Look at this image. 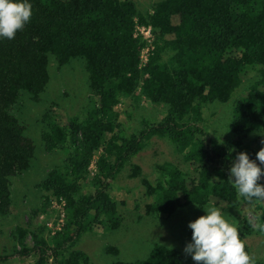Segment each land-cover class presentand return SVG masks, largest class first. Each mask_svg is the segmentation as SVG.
I'll return each instance as SVG.
<instances>
[{
	"label": "trees",
	"instance_id": "obj_1",
	"mask_svg": "<svg viewBox=\"0 0 264 264\" xmlns=\"http://www.w3.org/2000/svg\"><path fill=\"white\" fill-rule=\"evenodd\" d=\"M29 3V22L13 39H0V217L10 213L13 203L12 177L29 170L36 155L27 126L14 113L21 93L41 101L50 82V55L59 68L81 60L90 93L81 115L65 120L52 103L42 116L47 149L64 150L65 159L39 184L44 195L41 206L32 210L35 223L16 227L13 254H36L35 264H47L50 258L52 264H92L79 243L95 227H121L124 213L113 195L114 183L124 172L141 176L134 158L156 136L168 139L188 168L167 161L155 165V181L141 178L146 215L166 220L191 205L214 204L225 210L251 202L264 221V201H245L228 181L236 153L244 151L255 161L264 138V0H155L152 11L139 8L134 0ZM142 25H150L154 35L144 63ZM244 75L256 78L241 94L237 91ZM142 97L165 104L166 114L157 122L143 120L129 134L124 115L129 111L132 119L134 103ZM128 98L134 103L127 110L118 108ZM232 99L233 136L221 140L206 109ZM93 162L97 174L90 179ZM258 183L264 185V175ZM88 184L92 189L84 191ZM59 197L66 198L67 220L62 231L50 234L47 221L37 219L42 206ZM238 220V234L253 264H264L252 257L245 240L259 230L243 210ZM28 233L32 246L25 242ZM106 251L119 254L115 246ZM10 256L0 254V264ZM111 264L186 261L178 248L159 242L144 259Z\"/></svg>",
	"mask_w": 264,
	"mask_h": 264
},
{
	"label": "rangeland",
	"instance_id": "obj_2",
	"mask_svg": "<svg viewBox=\"0 0 264 264\" xmlns=\"http://www.w3.org/2000/svg\"><path fill=\"white\" fill-rule=\"evenodd\" d=\"M134 1L144 11H152V4L155 0ZM139 28L140 32L147 36H145L147 46L143 48L141 53L143 59L147 60L154 35L150 25H142ZM149 28L151 29L150 32ZM49 73L50 82L42 94L40 102L33 101L30 94L23 91L17 105L14 107L16 108L14 113L27 126L26 134L33 139L36 145V155L29 170L12 177L11 196L13 203L10 213L0 217V254L12 256L1 264H35L38 258L36 254L27 257L17 253L13 254V247L16 244L14 238L16 227L25 228L28 227L31 221L35 223V219L32 218V210L41 206L44 195V190L39 187V184L52 168L62 164L65 159L66 152L64 150L59 148L50 150L46 147V141L43 139L46 126L42 120L45 110L52 103H56L60 116L67 120L68 117L81 115L89 103L90 92L87 72L81 60L74 59L69 64L59 68L55 56L50 55ZM255 78V75H244L243 82L237 92L244 94ZM130 103L134 102L128 98L123 103H119L118 108L127 110L131 105ZM235 104L236 99H232L227 103L213 102L206 109L208 116H210L211 126L221 140H231L233 136L230 123ZM134 106L132 119L129 118L131 112L128 111L124 115L127 120L126 129L129 134L137 129L143 120L157 122L165 116L167 111L165 104H154L145 97H142L139 103L135 102ZM167 161L178 164L184 169L188 168V163L185 162L182 155L175 151L174 146L168 139L160 136L153 137L134 158V163L142 168L141 176L133 178L124 172L117 178L114 183L113 195L117 200L120 211L124 213V221L118 229L109 230L95 227L83 236L79 248L89 254L92 264H111L116 260L135 261L144 259L149 255L153 245L159 242L178 248L184 254L186 264H196L191 259L190 254L185 253L183 249L191 239L189 237L190 229L187 227L188 222L203 215V210L191 205L179 209L166 220L153 215H146L143 210L141 178L147 177L152 182L155 181L157 178L155 165ZM93 163L95 164V162ZM91 165L89 166L90 179L97 174L96 164L95 173L92 171ZM128 169L130 167H127L126 171ZM91 189L92 185L88 184L84 191ZM52 201L58 202V205ZM52 201L47 203L48 207L47 204L46 207L42 206L44 210L39 213L37 222L47 221L48 224L52 223L53 228L51 230H54L57 226L56 223H59L62 219L66 223L67 201L65 197H59ZM253 205L254 203L251 202H242L239 206L229 207L225 210L219 206H214L221 209L222 214L230 223L240 227L238 217H240L241 210L248 216L252 225H256L257 214ZM64 213L65 215L62 216L61 214ZM51 230L47 229L50 234H54ZM245 240L251 248L252 257L255 260L264 261V233L254 230V233L247 236ZM25 242L30 246L33 245L31 234H27ZM107 246H115L119 249V254L108 253L106 251ZM47 264H52L51 258Z\"/></svg>",
	"mask_w": 264,
	"mask_h": 264
},
{
	"label": "clouds",
	"instance_id": "obj_3",
	"mask_svg": "<svg viewBox=\"0 0 264 264\" xmlns=\"http://www.w3.org/2000/svg\"><path fill=\"white\" fill-rule=\"evenodd\" d=\"M31 14L29 0H0V39H13L16 32L29 22ZM261 135L264 137V133ZM260 144L255 161L240 151L228 169L231 187L245 201H264V185L258 183L264 175V169L259 166L264 165V138ZM200 208L204 214L187 224L191 239L183 251L190 254L196 264H253L238 234V227L225 218L221 209L211 204ZM255 227L264 233V221L260 217H257Z\"/></svg>",
	"mask_w": 264,
	"mask_h": 264
},
{
	"label": "built area",
	"instance_id": "obj_4",
	"mask_svg": "<svg viewBox=\"0 0 264 264\" xmlns=\"http://www.w3.org/2000/svg\"><path fill=\"white\" fill-rule=\"evenodd\" d=\"M150 28H149V32H150ZM146 36V35H145ZM147 37V36H146ZM141 59H142V63L143 62H146V60H144L143 59V57H142V55H141ZM91 168H93V170L92 171H94V168H95V164L94 163H92V165H91ZM94 173H95V171H94ZM52 201V200H51ZM54 204H57L58 205V202H55V201H52ZM62 216H64L65 215V213L64 214H61ZM54 224H55V222H54ZM64 224H65V221L62 219L61 221H59V223H56V228L54 229V230H51V228H53L52 227V223H47V227H48V229H50L54 234H55V232L57 233V232H59V231H61L62 229H63V227H64Z\"/></svg>",
	"mask_w": 264,
	"mask_h": 264
}]
</instances>
